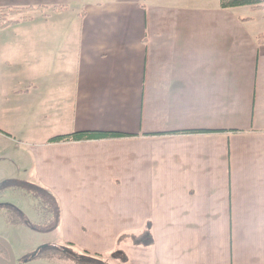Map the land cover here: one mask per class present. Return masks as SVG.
<instances>
[{
  "label": "crops",
  "instance_id": "1",
  "mask_svg": "<svg viewBox=\"0 0 264 264\" xmlns=\"http://www.w3.org/2000/svg\"><path fill=\"white\" fill-rule=\"evenodd\" d=\"M85 2L40 3L10 25L35 15L49 23L26 52L13 36L0 41L20 48L0 65V122L13 118L3 113L9 101L28 136L27 123L47 116L52 135L26 146L28 180L56 200L64 243L103 254L149 224L152 243L135 245L134 264H264L260 10ZM79 130L127 134L48 142Z\"/></svg>",
  "mask_w": 264,
  "mask_h": 264
},
{
  "label": "rangeland",
  "instance_id": "2",
  "mask_svg": "<svg viewBox=\"0 0 264 264\" xmlns=\"http://www.w3.org/2000/svg\"><path fill=\"white\" fill-rule=\"evenodd\" d=\"M4 4H12L14 6H38L40 3L50 5L52 0H0ZM86 3H90L94 0H85ZM103 4H106L108 0H100ZM77 3V2H76ZM79 4V3H77ZM76 4V5H77ZM241 8V9H239ZM237 10H245L244 7H239ZM246 10H250L248 6ZM242 11H239L241 13ZM264 20V11H261ZM38 15H35L31 22H22L18 28L6 27L3 30L0 29V41L2 42L7 37H14L18 40V46L23 51H28L31 40L37 41L46 40L47 35L44 37L37 36L45 33L48 30L49 23L44 22L38 24ZM42 22V21H40ZM264 22V21H263ZM35 23V24H34ZM46 44L44 49L46 51ZM18 47H10L8 45H2L0 47V65L1 62L20 50ZM21 60L14 61L13 68L16 67ZM24 67V66H23ZM10 107V109H9ZM7 116H12L11 120L5 118V122H0V125L9 127L12 132L10 134L0 130V237L4 238L11 246L15 264H73L71 259H57L51 257H45L42 255L33 256V254L42 246H66L64 243L68 236L61 233L57 227L51 230H40L35 227L42 223L43 213L38 210V201H41L40 197L34 196L32 190L33 186L29 182V169L31 165V159L26 152V146L32 142L42 141L45 138L52 135L48 131V119L47 116H34L31 121L27 123V126L32 128L35 135H26L20 131L24 126V121L21 119V113L18 111V104L14 101L7 102L4 106V112ZM37 132H40L38 134ZM45 132V133H43ZM42 133V135H41ZM12 206L20 213L22 222L12 223L10 219L18 218L12 211L8 212L5 206ZM2 206V207H1ZM120 236V235H119ZM116 236V238H119ZM132 236L135 235H123L114 242V245L110 250L103 251L101 254L103 258H107L114 248L119 250L120 254L126 258L125 263L122 264H134L135 261V244L132 241ZM115 238V239H116ZM74 250L81 252L82 250L73 247ZM111 264H121L118 262H112Z\"/></svg>",
  "mask_w": 264,
  "mask_h": 264
},
{
  "label": "trees",
  "instance_id": "3",
  "mask_svg": "<svg viewBox=\"0 0 264 264\" xmlns=\"http://www.w3.org/2000/svg\"><path fill=\"white\" fill-rule=\"evenodd\" d=\"M218 5L221 9L248 6L253 10L259 9L261 11H264V0H218ZM44 7L46 6H0V28L13 25L20 21H27L31 19L30 13L32 11ZM63 8H65V5H54L51 7L53 11H59ZM255 39L258 44H264V33L257 34ZM191 131L202 132L204 131V129H196ZM126 134L127 133L124 132L107 130H79L52 136L48 139V142L58 143L69 141L120 138L126 136ZM31 186H33V195L40 197L41 199V201H38V210H41L43 213L42 223L37 225L35 228L40 230H51L57 227L60 215L56 200L48 190L39 188L34 185ZM5 207L8 212L12 211L13 214L18 217L10 219L12 223H19L23 221V219L20 218V213L16 208L9 205ZM122 236H119V238ZM119 238H117V240ZM132 241L135 245H150L152 243L150 225L147 224L140 234L132 236ZM72 245V243L67 242L66 246L61 247L42 246L36 251L34 256L42 255L45 257L57 259H71L73 261V264H111L112 262H118L122 264L126 261V258L121 255L119 250H117L116 248H114L112 253L107 258H103L100 253H93L87 250L78 252L71 248ZM0 256L8 258V252L2 244H0Z\"/></svg>",
  "mask_w": 264,
  "mask_h": 264
},
{
  "label": "water",
  "instance_id": "4",
  "mask_svg": "<svg viewBox=\"0 0 264 264\" xmlns=\"http://www.w3.org/2000/svg\"><path fill=\"white\" fill-rule=\"evenodd\" d=\"M0 244H2L8 252V258L0 256V264H15V257L10 244L2 237H0ZM35 253L33 254V256L35 255Z\"/></svg>",
  "mask_w": 264,
  "mask_h": 264
}]
</instances>
